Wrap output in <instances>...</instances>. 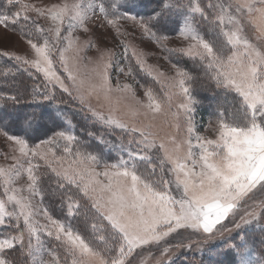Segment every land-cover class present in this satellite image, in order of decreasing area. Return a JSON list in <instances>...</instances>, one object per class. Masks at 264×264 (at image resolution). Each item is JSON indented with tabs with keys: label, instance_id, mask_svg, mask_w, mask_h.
Masks as SVG:
<instances>
[{
	"label": "snow or ice",
	"instance_id": "obj_1",
	"mask_svg": "<svg viewBox=\"0 0 264 264\" xmlns=\"http://www.w3.org/2000/svg\"><path fill=\"white\" fill-rule=\"evenodd\" d=\"M126 4L127 0H72L41 8L23 0H0V26L18 30L27 41L26 54H34V58L8 52L3 55L14 60L29 77L34 76L31 69L43 75L42 91L33 88L28 93L25 85H0V90L5 86L15 89L12 94L0 91V135L12 144L11 156H5L12 163L0 166V187L5 197L0 198V228L5 230L0 238V264H174L168 255L173 247L191 249L195 233L209 239L222 230L231 231L223 224L230 215L235 229L264 221V198L245 208L242 215L238 211L253 198L249 195L253 190L264 195V47L249 40L244 24L247 18V23L259 32L258 38H264V0H235L227 4L209 0L206 7L198 0H162L159 10L147 19L127 11ZM29 13L52 22L47 29L51 39L44 36L45 29ZM93 18L121 37L128 33L120 21H131L162 51L199 61L197 67L203 76L226 90L224 101L217 106L218 110L223 109L216 113L217 138L210 140L196 134V101L189 86L195 77L189 70L173 65L175 75L167 77L146 66L143 53L123 40L118 44L123 53L98 48L97 57H87L86 51L93 47L91 40L81 41L72 33L77 27L89 33L88 23ZM169 23L175 24L176 33L189 41L186 47H166L169 37L160 33ZM17 25L18 29L14 27ZM64 25L66 35L61 34ZM204 26L214 39L200 34L199 29ZM41 37L43 43L39 42ZM54 53H58L66 79L55 69ZM129 53L141 71L161 85L163 100L147 87L144 95L148 103L144 104L132 84L121 83V72L126 76L133 73L130 66L127 72L121 66V60H127ZM113 68L117 74L115 86L111 82ZM113 92L126 94L120 99L132 102L127 107L134 115L142 109L154 115H170L171 126L178 131L186 129V138L169 137L171 148L163 142L157 145L151 124L130 127L112 114L111 107L105 115L89 103L95 95L110 104ZM231 92L236 96L228 101L227 94ZM25 95L31 96V103L51 102L58 111L59 105L76 102L95 121L128 133V144L135 145L136 150L129 148L128 159L105 163L100 154L93 153L89 145L66 131H54L33 146L28 129L37 123L35 112L25 114L23 135L8 131L21 120L16 108ZM175 96L180 97V103L176 105L178 111L172 112ZM100 142H104L102 137ZM114 146L124 147L123 143ZM156 152L163 156H154ZM37 159L44 161L46 167L42 169L34 163ZM141 163L147 165L143 170ZM25 173L27 187H14ZM166 173L175 179H166ZM173 185L178 196L170 191ZM37 196L41 200L34 203ZM45 198L52 203L59 201L61 210L67 202L69 217L82 212L85 222L91 220L92 240L54 218L43 204ZM41 212L45 224L36 219ZM41 233L49 237L51 247H45ZM170 238H177L175 244ZM97 239L100 244L95 243ZM260 243L264 244V238ZM196 247L199 248L198 243ZM227 248L234 254L229 264H264V255L253 257L244 236L239 244L231 243ZM61 251L63 259L59 258ZM25 253L28 261L24 260ZM44 253L52 260L45 261Z\"/></svg>",
	"mask_w": 264,
	"mask_h": 264
},
{
	"label": "rangeland",
	"instance_id": "obj_2",
	"mask_svg": "<svg viewBox=\"0 0 264 264\" xmlns=\"http://www.w3.org/2000/svg\"><path fill=\"white\" fill-rule=\"evenodd\" d=\"M201 1V0H200ZM24 3L31 4L35 7H49L53 3H71L72 0H23ZM209 0H203L201 3L203 5H207ZM213 3L218 2V0H212ZM225 4L232 2L235 3V0H223ZM128 11V10H127ZM130 12V11H129ZM133 15L134 12H131ZM29 15L37 20V23L45 29L44 36L51 39L52 34L47 32V29L52 25V22L45 18H37L35 16V13H29ZM139 16V15H135ZM141 17V16H139ZM149 16H145L144 18H148ZM217 24L219 21H216ZM120 24L122 25L123 29L127 31L128 35L125 36H117L115 30L108 28L106 26H101V22L97 20L96 18H93L88 23V27L90 28V32L85 34L83 33L82 29L77 27L73 31V36L79 37L81 41L85 40H91V43L93 47L89 48L86 51L87 57L95 58L98 56V48L100 50H114L117 53H123V48L118 47V44L121 40H123L125 43L130 45L131 47H135L139 52H142V59L144 60L146 66H151L154 70H158L159 72H163L165 76L171 77L175 75V68L173 65H176L178 67L187 69L191 72V75L195 77L190 82V89H191V96L196 101L194 105V121L196 126V134L203 136L206 139L215 140L218 135V126H217V115L209 116L205 114H201L198 112L199 105H197V101H199L198 95L201 92H205V96H208L213 94L212 92L208 90H214L219 89L215 86L214 82L209 81L207 78L203 76V73L200 71V69L197 67V64L199 61H193L191 58L183 57L184 58V64H179L177 59L174 57V54L177 53H167L161 50L159 46L155 44L150 38L145 37L142 33V30L134 25L131 21H120ZM245 24V34L249 38V40L258 46L264 47V38H258L260 37L259 32L256 31V29L247 23V18L244 20ZM17 29L19 28V25L14 26ZM225 27H229L227 24ZM200 34L205 37V39L212 40L214 37L209 33L208 27L204 26L199 29ZM61 34L66 35L67 34V25H64L61 29ZM161 35H168L169 39L165 42L166 47L169 49L177 48V47H186L189 43V41L183 40L182 37H180L176 32L172 34V32H166ZM221 39H224L221 37ZM40 43H43V37L39 40ZM226 42V41H225ZM28 50V45L26 39H24L20 32L12 31L11 29H5L3 26H0V55H3V53H13L15 55L23 56L27 59H33L34 54L27 55L26 52ZM178 55V54H177ZM4 57L8 58L7 56L3 55ZM54 59V65L55 69L57 70L58 74H61L66 79V74L63 73V69L60 67L59 64V56L58 53L53 54ZM121 66L124 67L125 72H127L128 67L130 66L133 69L132 75L126 76L123 72L119 74V80L121 83H129L132 84L133 90L137 97L144 103L147 104L148 100L147 97L144 95V92L147 87H151L156 94V96L160 99H164V94L160 90L161 85L156 82L155 79L148 76L146 72L141 71L139 65L136 63L135 59H133L129 53L127 60H121ZM34 70L35 69H31ZM36 72V71H35ZM136 72L142 73L136 74ZM37 73V72H36ZM43 80V75L41 73H37ZM117 80V74L116 69L113 68L111 72V82L113 86H115ZM203 81L201 85H199V82ZM207 83L206 89H204V83ZM141 85H144L145 87H142ZM196 86H201L202 88H197ZM178 91V90H177ZM226 92V91H224ZM232 93V92H231ZM235 93V92H234ZM122 93L113 92L111 94L112 99L111 103L105 102L102 98L97 99L95 95L89 98V103L93 108H95L98 111L103 112L105 115L109 114V108L111 107L113 109L112 114L122 120L123 122L127 123L130 127L135 125L137 127H143L146 125L151 124L150 131H152L157 139V145H159L160 142L165 143V146L168 148H171L173 145L171 141L169 140V137H175L177 140L186 138L187 132L186 129L182 131H178L176 128L172 127V117L170 115H165L162 113H156L155 115L148 109H142L138 115H134L133 112L130 110L129 107H127L128 104H131L132 102L130 100L125 101L120 99ZM223 100V99H222ZM180 103V97L175 96L173 97L171 104L172 112H177L178 109L176 108V105ZM219 103H222L220 101ZM162 107L166 108V105H162ZM145 112L147 115H145ZM182 123V122H181ZM116 130H121L115 127H111ZM139 136V134H136ZM44 140V139H42ZM41 140L32 143L31 145H35L36 143H39ZM193 143L195 144V140L193 139ZM11 147L12 144L10 141L6 139L5 136L0 135V166H7L12 163L11 159H5V156L8 157L11 156ZM194 151L198 152V148H194ZM18 155V153H17ZM155 155L163 156L162 152H156ZM105 163H118L117 162H109L107 160H103ZM158 163V161H156ZM34 163H38L39 166L41 165L45 166V162L42 160L34 161ZM27 167V164H25V168ZM103 170V169H100ZM143 170V169H142ZM157 174H159V171L157 169ZM166 179H175V177L171 174L166 173L165 174ZM14 187L17 188H26L27 187V176L26 173L22 176L21 179H19ZM170 191L174 196H178V192L175 188V185H173L170 188ZM27 195V193H23ZM253 198L248 200V204L241 207L238 211L242 215L245 208H247L249 205L252 204H258L262 198H264V195L261 194V192L256 189L253 190V193L249 194ZM0 198L3 197V188L0 187ZM40 197H34L33 202L40 201ZM54 211V210H53ZM55 212V211H54ZM57 213V212H56ZM36 219L41 223L45 224L47 221L43 218L42 212L39 216L36 217ZM235 219L239 221V216H236ZM22 224V220H21ZM224 226L227 229H230L231 231H225L222 230L221 232H218L214 237L209 239H204L199 233L192 234V240L195 242L193 244V247L191 249L188 248H178L173 247L170 252L168 253L169 256H171L174 261L176 258L180 257H187L192 259L190 264H216L217 261H224V264H229L230 261L233 259V253H231V250L227 248L228 244L231 243H240V237L244 236L249 243V247L251 249L253 257H259L261 255H264V244H261L260 241L262 238H264V221H260V223L253 222L249 225H242L240 229H235L233 224V217L230 215L228 219H226L223 222ZM183 232V230H181ZM188 232H191V230H188ZM4 233L0 230V238H3ZM185 235H188V233H185ZM41 240L44 243L45 247H51V244L49 243V237H47L46 234L41 233ZM172 243L175 244L177 238H170ZM100 244L101 242L97 240ZM187 243V241H185ZM196 243L199 244V248L196 247ZM159 254L158 252L156 253ZM59 258L63 259L64 255L61 251L59 254ZM25 261H28L30 258L25 253L24 256ZM43 259L45 261H51L52 257L49 256L47 253H44Z\"/></svg>",
	"mask_w": 264,
	"mask_h": 264
},
{
	"label": "trees",
	"instance_id": "obj_3",
	"mask_svg": "<svg viewBox=\"0 0 264 264\" xmlns=\"http://www.w3.org/2000/svg\"><path fill=\"white\" fill-rule=\"evenodd\" d=\"M201 1L198 0L199 3H201ZM161 3L162 0H127L126 10L134 12L135 15H139L141 17L151 16L154 10H159ZM201 5L205 6L203 3H201ZM153 23H155V21H153ZM162 31L163 32L160 34H164L166 32H172L173 34L176 32V25L171 23L165 24ZM174 57L177 59L179 64H184L183 57H180L177 54H174ZM30 71L34 74L33 77H29L28 72L20 69L14 60H10L9 58L0 55V85H25L28 93H31L33 88H37L39 91H42V78L34 70ZM136 74L144 75L139 72H136ZM202 83L203 81L199 82V85ZM196 87L202 88L201 86ZM206 87L207 83L205 82L204 89H206ZM0 91H2L3 94H12L15 89L5 86ZM208 91L213 94H211V96H205V92H201L198 95V112L213 116L216 115L218 111L223 110H218L217 106L220 104V101H224L226 95V92L224 91L226 90L219 88ZM57 92L59 93V89H57ZM63 95L67 98V94ZM235 96L236 94L234 92L228 93L227 100L232 101ZM59 109L60 111H58L56 105L51 102L41 101L39 104L31 103V96L25 95L22 103L16 108V111L21 116V120L18 125L9 127L8 131L11 134L23 135L25 131L23 119L25 114L35 112L38 117L37 123L34 124L31 129H28L30 144L46 139L51 136L54 131H66L73 134L82 144L89 145L90 150L93 153L100 154L103 160H107L109 162H119L121 159H128L129 157L127 156V152L129 148L133 151L136 150L135 145L128 144V133L123 130L113 129L95 121L91 114L86 109H82L78 103L71 102L67 105H59ZM89 133H92L93 135H89ZM101 137L104 142H100ZM61 143H63V141H61ZM121 143L124 145L123 149L114 146ZM140 167L142 170L146 168L147 165L141 163ZM41 168L43 169L45 166L41 165ZM73 203L75 204L76 202L74 201ZM43 204L49 208L50 213L54 218L61 219L63 223L70 225L75 231H78L82 236H84L86 240H92V221L88 220L85 222L82 212L69 217L67 215V202H65L63 210H61L59 201L52 203L49 198H45L43 200ZM0 230L5 233L4 229L0 228ZM97 240L95 243H98ZM191 260L192 259L190 258L182 256L179 259L176 258L174 264H190Z\"/></svg>",
	"mask_w": 264,
	"mask_h": 264
}]
</instances>
